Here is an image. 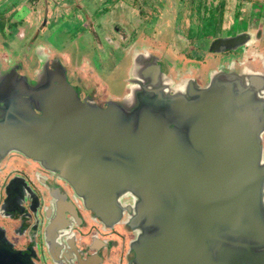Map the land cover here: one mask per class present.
I'll use <instances>...</instances> for the list:
<instances>
[{"label": "water", "instance_id": "water-1", "mask_svg": "<svg viewBox=\"0 0 264 264\" xmlns=\"http://www.w3.org/2000/svg\"><path fill=\"white\" fill-rule=\"evenodd\" d=\"M247 36L210 44L236 48ZM140 61L146 81L162 78L151 55ZM248 77L217 70L205 86L135 88V107L91 102L44 63L39 83L20 75L30 96L18 98L17 122L0 121V152L12 146L53 169L102 220L117 216V197H136L134 221L153 229L133 245L139 264H264V76Z\"/></svg>", "mask_w": 264, "mask_h": 264}, {"label": "rangeland", "instance_id": "rangeland-1", "mask_svg": "<svg viewBox=\"0 0 264 264\" xmlns=\"http://www.w3.org/2000/svg\"><path fill=\"white\" fill-rule=\"evenodd\" d=\"M258 18L264 21V0H0V61L20 63L30 75L58 64L96 101L137 107L135 88L168 92L197 73L204 83L241 52L216 53L206 37ZM251 41V50L264 47V39ZM148 54L153 72L162 73L154 83L142 74L149 61L140 57Z\"/></svg>", "mask_w": 264, "mask_h": 264}, {"label": "flooded vegetation", "instance_id": "flooded-vegetation-1", "mask_svg": "<svg viewBox=\"0 0 264 264\" xmlns=\"http://www.w3.org/2000/svg\"><path fill=\"white\" fill-rule=\"evenodd\" d=\"M216 8L213 7L217 13ZM258 19L247 29L234 31L229 27L225 28L230 30L226 34L217 32L206 37L211 42L243 32L249 40L231 49L219 45L222 50L216 53L240 49V55L234 56L227 65L212 69L204 83L199 73L181 77L170 92L183 90L189 79L205 86L217 70L240 74L246 82H250L248 76H264V47L256 48L258 52L250 48L255 45L252 39H264V21ZM0 62V121L13 123L23 114L18 98L30 96L29 87L18 84V80L22 81L20 75L26 76L29 83L37 84L40 81L36 82V77L42 68L30 75L20 63L3 65ZM14 65H18L15 68L18 75L11 79V84L2 83V77ZM75 87L91 102L97 100ZM261 141V162L264 163V132ZM15 149L7 146L0 152V264H139L133 245L153 229L142 228L134 221L132 208L136 197L131 193L117 197L116 218L102 220L82 203L69 182L56 171Z\"/></svg>", "mask_w": 264, "mask_h": 264}]
</instances>
